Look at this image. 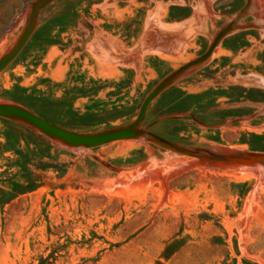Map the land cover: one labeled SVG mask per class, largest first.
Wrapping results in <instances>:
<instances>
[{"label": "rangeland", "instance_id": "1", "mask_svg": "<svg viewBox=\"0 0 264 264\" xmlns=\"http://www.w3.org/2000/svg\"><path fill=\"white\" fill-rule=\"evenodd\" d=\"M34 1L0 0V59ZM238 16L142 124L194 154L145 137L70 149L0 118V264H264V162H216L264 154V0H56L0 103L75 133L129 126Z\"/></svg>", "mask_w": 264, "mask_h": 264}, {"label": "water", "instance_id": "2", "mask_svg": "<svg viewBox=\"0 0 264 264\" xmlns=\"http://www.w3.org/2000/svg\"><path fill=\"white\" fill-rule=\"evenodd\" d=\"M55 1L56 0H35L30 5V7L27 9L26 14L27 23L20 38L13 46V48L0 59V73L18 57V55L21 53V51L27 44L28 40L30 39L35 30L36 19L39 13L45 7ZM238 18L239 16L236 17L234 21L225 26L220 32L217 33L212 44L201 57L185 64L184 66L170 74L160 84H158L144 100L137 119L129 126L112 129L96 134L75 133L44 120L43 118L35 115L34 113L30 112L29 110L25 109L20 105L10 103H0V118L17 121L26 126H29L35 130H38L50 139L70 149H91L104 146L113 142L145 137L150 141L156 142L174 150L186 152L188 154H194L196 151H189L177 147L176 145L170 143L165 139L155 136L149 132L143 131L142 124L145 120V116L150 104L177 78L182 76L187 71L205 63L212 56L221 40L227 34H229L233 30V28L237 26L236 21ZM219 159L220 160L216 162H222L226 164H251L255 161L264 162V154L239 153L222 155ZM206 160V158L202 157L200 158L199 162H205Z\"/></svg>", "mask_w": 264, "mask_h": 264}, {"label": "bare ground", "instance_id": "3", "mask_svg": "<svg viewBox=\"0 0 264 264\" xmlns=\"http://www.w3.org/2000/svg\"><path fill=\"white\" fill-rule=\"evenodd\" d=\"M243 154H244V153H243ZM259 172H260V171H259ZM259 172H258V173H259Z\"/></svg>", "mask_w": 264, "mask_h": 264}]
</instances>
